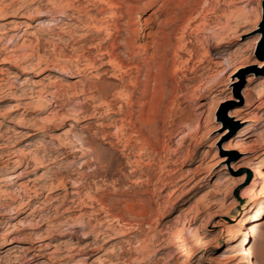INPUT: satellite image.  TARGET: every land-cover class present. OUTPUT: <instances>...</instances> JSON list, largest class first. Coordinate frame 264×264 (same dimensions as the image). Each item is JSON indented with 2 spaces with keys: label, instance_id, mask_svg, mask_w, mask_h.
Instances as JSON below:
<instances>
[{
  "label": "rangeland",
  "instance_id": "374dc122",
  "mask_svg": "<svg viewBox=\"0 0 264 264\" xmlns=\"http://www.w3.org/2000/svg\"><path fill=\"white\" fill-rule=\"evenodd\" d=\"M114 2L100 15L93 0H0V32L9 31L0 33V40L5 38L0 60L7 38L26 29L28 43L35 46L25 52L33 59L39 52L59 69L78 55L82 67L87 56L100 64L92 73L72 77L53 65L25 74L14 65L0 67V78L15 75L0 89V238L13 230L7 242L0 239V264H182L184 256L171 241L182 224L191 227L189 234L199 230L203 244L186 264H264V100L259 99L264 65H257L264 62V0H170L162 11L156 9L164 0ZM127 2L139 6L128 21L139 23L130 35L136 45L148 44L167 21L160 31L163 94L155 126L140 130L138 124L125 133L117 128L127 123L119 121L126 113L118 111L135 90L134 72L111 76L107 62L113 38L121 42L125 36V9L118 5ZM34 8L42 17L31 22ZM64 11L77 18L52 31L48 20ZM98 14L118 23L112 37L107 29L86 27ZM139 14L143 20L152 17L148 27ZM79 19L84 24L75 27ZM9 20L25 24L12 30ZM145 27L151 37L136 39ZM20 51L17 62L24 59ZM235 70L240 83L224 85ZM144 73L146 68L141 77ZM52 80L64 90L42 98L33 93ZM99 91L107 94L110 107L90 99ZM120 91L121 99H114ZM223 99L227 107L221 109ZM236 107L249 113L235 120L229 112ZM133 109H140L138 102ZM94 158L99 161L85 165ZM248 166L257 170L258 183ZM75 189L82 193L73 201ZM260 203L263 214L253 220ZM238 221L253 230L239 236L244 226ZM244 237L246 244L238 245ZM12 238L21 243L11 255L17 243Z\"/></svg>",
  "mask_w": 264,
  "mask_h": 264
},
{
  "label": "bare ground",
  "instance_id": "6f19581e",
  "mask_svg": "<svg viewBox=\"0 0 264 264\" xmlns=\"http://www.w3.org/2000/svg\"><path fill=\"white\" fill-rule=\"evenodd\" d=\"M61 1V0H60ZM126 1V0H125ZM154 3L156 2V0H152ZM98 3L100 6L99 9V14L102 13V11L110 6V4L115 3L117 4V2H114V0H93V4L94 3ZM170 2V0H164V2L162 3V5H160L159 8L156 9V11H162L164 9H168L167 5ZM71 3V2H70ZM95 3V4H96ZM84 4V3H83ZM82 4V7H83ZM87 4V3H86ZM85 4V5H86ZM89 4V3H88ZM119 4V2H118ZM73 5V4H72ZM84 5V8H85ZM150 4H145V6H149ZM87 6V5H86ZM90 6V5H89ZM95 6V5H94ZM102 6V7H101ZM120 6V8L125 9L124 14L122 15V18L126 19V33H123L124 37L122 39L121 42H116V38H113V42H111V51H108L109 53V60H108V65L111 67L112 69V73L111 76H114L115 74H117V72H129L131 74L132 71V77L134 78V80H131V86L135 87V90L133 89V91L131 92V94H125L127 96V98L123 97V99L125 100L124 104L120 105V109H119V113L124 114L126 113V115L124 116V118H119V121H127L126 124L123 123L122 126L118 127L117 130L120 132L121 130H123L122 132L127 133L129 130L134 129L136 127V125L140 124L141 128L140 130H146L147 128H153L155 126V116L157 115V111L159 109V100L162 98V94H163V84H162V69L164 67V61L163 59H161L162 54L161 52H163V42L160 41V31H162V28L164 27V25L166 24L165 21L161 22L158 26L159 31L158 33H155L154 38H152V40L150 42H146L145 45L140 46V45H136L135 41L130 39V35L132 32L136 31L138 28V24H136V22H131L129 23V19L130 17L133 15V13L136 12V10L139 8V6L132 4L131 2H127L124 4H120L118 5ZM76 7V6H75ZM115 7V6H114ZM111 8V7H110ZM116 8V7H115ZM118 8V7H117ZM36 8H34V13H30V15L28 16V19L31 22H35L37 19H39L40 17H42L41 14H39L38 10H35ZM73 9V8H72ZM80 9V8H79ZM107 9V8H106ZM105 9V10H106ZM18 10V9H17ZM64 9H62L63 12ZM4 9L0 6V13L3 12ZM78 11V10H76ZM122 11V10H121ZM88 13V12H87ZM98 15H96L94 18L92 17L91 20L87 23H85L86 27H88V29H95L96 31H101V30H105L108 32V36L112 37L114 35L115 32L118 31V23L113 20V19H109L105 22L103 17H100ZM116 14V13H115ZM143 14V13H142ZM92 15V14H90ZM101 15V14H100ZM117 15V14H116ZM121 16V15H118ZM138 16V15H137ZM17 18H22L23 17V12L22 11H18ZM111 17V16H110ZM114 17V16H113ZM117 17V16H116ZM140 19L143 20V17H141V15L139 14L138 16ZM76 19L77 17L73 14V13H68L64 11V14H61L60 17L55 18V19H50L48 20V25L50 27V29L53 31L55 28L61 26L64 23H68L69 21H71L72 19ZM80 18V17H79ZM121 18V17H120ZM139 19V20H140ZM86 20V19H85ZM141 20V21H142ZM152 20V17L150 18H146L144 19V23L147 26ZM140 21V22H141ZM78 24H75V27H79L81 24H84L83 20L79 19L76 21ZM86 22V21H85ZM22 24H25L24 22H21L20 20H9L7 22V25H11V29L12 30H18L20 29V26ZM106 23V24H105ZM141 24V23H140ZM143 24V23H142ZM6 25V26H7ZM144 25V24H143ZM5 26V25H2ZM123 26V25H122ZM140 26V25H139ZM125 27V26H124ZM148 27V26H147ZM147 27L142 28L141 33L137 36L136 39H145L147 37H151L150 31L149 33H147ZM121 28V27H120ZM10 29V28H9ZM231 30V29H230ZM26 29L24 30V32H21L20 34H17L15 36H11L7 38V42H6V47L3 48V50L5 51V55L3 56L2 60H0V67L4 66H11L14 65L17 68H21V73L25 74V73H40L44 70L49 69L50 65H53L54 68L59 69V65L46 61L43 56L41 55V53H37L36 57L33 59V55L32 54H28L27 52H25V50L27 48H29L31 45L28 43V39H27V33H26ZM230 32V31H229ZM4 35H7V33H9V31H2L0 32ZM34 34V33H33ZM242 34V33H241ZM214 35V34H213ZM240 35V34H239ZM109 37V38H110ZM230 37V36H229ZM118 38V37H117ZM224 38H227L224 37ZM4 40L5 38H1V40ZM38 39V38H37ZM0 40V41H1ZM40 40V39H39ZM39 40L37 42H39ZM118 40V39H117ZM35 43V42H32ZM220 43V42H219ZM222 43V42H221ZM219 45V44H218ZM4 46V45H3ZM33 46V45H32ZM35 46V45H34ZM33 46V47H34ZM153 48L154 50L151 53L147 52V49L149 48ZM120 48H122V50H120ZM2 49V48H1ZM33 49V48H32ZM24 51L23 52V56L24 59L20 62L16 61V57L19 56V54H17L18 51ZM150 50V49H149ZM76 51V50H75ZM21 52V51H20ZM83 52V51H82ZM89 52V51H88ZM106 53V52H105ZM107 53V54H108ZM21 54V53H20ZM59 54V53H58ZM61 54V53H60ZM81 54V52L79 53ZM88 54V53H87ZM106 54V55H107ZM127 54L129 57L128 60H125L122 58V55ZM64 55V54H63ZM89 55V54H88ZM91 55V54H90ZM100 55V54H99ZM22 56V57H23ZM65 56V55H64ZM83 56V55H82ZM81 55H78L77 58H74L72 60L71 64H65L64 68H60L58 71H61L65 76L67 77H72L74 72H77V74H80L87 71V72H94L97 69H100L98 67V65H100L98 63V61H94L91 59V57L87 56L86 58V63L85 66L82 67L81 64H84V61L81 60ZM85 56V55H84ZM98 56V55H97ZM96 57V56H95ZM98 58V57H97ZM101 58V57H100ZM137 59H139V62H136ZM161 59V60H160ZM103 60V59H102ZM14 61L15 64L13 63ZM83 61V63H82ZM200 61V60H197ZM141 62V63H140ZM242 62V61H241ZM257 65H264V62L261 63H257ZM125 67H127V69H125ZM146 68V73L143 74L142 77H144L143 79H141V75H142V71L143 69ZM124 69V70H123ZM145 71V70H144ZM222 71V70H221ZM235 74L232 77V79L227 80V82L224 83V85L230 84V85H238L240 83V73L237 72V70L234 71ZM123 73V72H122ZM205 73V72H204ZM208 74V73H207ZM122 75V74H119ZM118 75V76H119ZM15 75L14 73H10L8 74V76L6 78H0V89L2 87L5 86H9L11 85L10 79L13 78ZM203 76V75H202ZM208 77V76H206ZM119 78V77H116ZM121 78V77H120ZM132 78V79H133ZM153 81V86H151V82ZM247 81H252V77L249 76L247 78ZM224 82V81H223ZM221 83V82H219ZM41 84V83H40ZM93 84V83H92ZM49 85V84H48ZM75 85V84H74ZM101 85V84H100ZM209 86V85H208ZM140 88V91H137V88ZM207 87V86H206ZM209 86V91H213V87ZM75 90L78 91L77 86H74ZM204 89V88H203ZM207 89V88H206ZM64 90V89H63ZM61 86L58 84L57 81L52 80L50 82L49 86H41L40 88L34 90V94H37L36 96L38 98H42L44 96V94L49 93V94H58L59 92L63 91ZM99 90V89H96ZM197 90V89H196ZM194 90V91H196ZM82 91H85V89H82ZM106 91V90H103ZM94 92V91H93ZM97 92V91H96ZM116 92V91H114ZM104 92L99 91L98 93L94 94L90 99H94L95 102L96 101H101V103L105 104L106 106L111 105V101L109 100L108 96H105L107 94H103ZM107 93V92H106ZM123 92H117L114 95V99H121ZM93 94V93H92ZM77 95V94H76ZM109 95V94H108ZM112 95V94H111ZM124 95V94H123ZM91 96V94H90ZM113 96V95H112ZM47 97V96H46ZM113 98V97H112ZM243 98L246 101V105L248 106L250 99H251V88L249 86L245 87L244 89V93H243ZM111 99V98H110ZM260 100H264V89L261 91ZM50 100V99H49ZM3 101V99L0 97V102ZM226 100H222L219 102V105H222L221 109H224L227 107V104H224ZM138 102L140 109L138 111H135L133 109L134 103ZM137 104V103H136ZM57 105V104H56ZM59 106V104H58ZM94 106V105H93ZM101 106V105H100ZM99 106V107H100ZM114 106V105H113ZM75 107V106H74ZM105 107V106H104ZM102 108V107H101ZM111 109V108H110ZM76 111V110H75ZM101 111V110H100ZM1 113V112H0ZM249 112L247 111V108H243V107H236L234 109H231V111L229 112L230 116L233 117L235 120H240L242 119L244 116H246V114H248ZM50 114L53 115L54 111L51 110ZM83 114V113H82ZM81 114V115H82ZM123 116V115H122ZM135 117V121H133V118ZM48 119H50V117H48ZM120 121V122H121ZM114 122V121H113ZM119 122V123H120ZM118 126V125H117ZM193 128V126H192ZM191 128V129H192ZM136 129V128H135ZM190 129V130H191ZM116 130V131H117ZM139 130V131H140ZM194 130V129H193ZM114 131V132H116ZM138 131V130H137ZM138 131V132H139ZM113 133V132H112ZM124 133V134H125ZM116 135L119 133L116 132ZM110 135V134H108ZM121 135V134H120ZM123 135V134H122ZM134 135V134H133ZM140 137L142 136V133L139 134ZM77 137V136H76ZM115 137V136H114ZM118 137V136H117ZM145 137V136H144ZM78 138V137H77ZM138 138V137H137ZM146 138V137H145ZM143 138V139H145ZM76 138H74L75 140ZM123 139V138H122ZM126 139V137H125ZM120 140V139H119ZM139 140V139H138ZM138 140H136V142H138ZM142 140V139H140ZM122 141V140H120ZM130 138L126 139V143H130ZM119 142V141H118ZM123 142V141H122ZM144 142V140H143ZM148 142V141H147ZM142 143V142H141ZM143 144V143H142ZM145 144H143L144 146ZM147 146V145H146ZM126 147V146H125ZM144 148V147H143ZM146 148V147H145ZM144 148V149H145ZM229 148V147H228ZM243 148V147H242ZM86 150V149H85ZM92 151V150H91ZM144 155V154H143ZM140 156V155H138ZM148 156V154L146 155V157ZM152 157V156H151ZM2 158V157H1ZM138 159V158H137ZM33 160V159H31ZM37 160V159H36ZM55 160V159H54ZM38 161V160H37ZM99 160L98 159H90V160H85V165H89L92 163H97ZM140 161V160H139ZM128 162V161H127ZM149 162V161H148ZM40 163V161H39ZM136 163V162H135ZM139 163V162H138ZM146 163V162H145ZM128 164V163H127ZM130 165V163H129ZM250 172L252 173V175L254 176L253 181L254 183H258L257 178H259L258 172L255 168L248 166ZM134 169V168H133ZM34 170V169H33ZM92 170V169H91ZM62 180V179H61ZM60 180V181H61ZM63 182V181H62ZM116 182V181H115ZM108 185V184H107ZM53 186V185H52ZM74 186V185H73ZM62 187V185H61ZM56 188H58V186H56ZM51 189V188H50ZM82 191L80 189H75L73 191V194L76 195V198H73V201H76L78 198H80ZM98 193V192H97ZM264 198V193L262 194V196ZM94 202V201H93ZM78 203V202H77ZM79 204V203H78ZM263 204L260 203L259 207L256 208V210H254V214L252 215V219L255 220L258 217L262 216L263 214ZM84 206V205H83ZM251 209H254L251 208ZM79 210V209H78ZM164 214V213H163ZM251 219V220H252ZM252 220V221H253ZM238 224L243 225L244 227L242 228V230H240L238 232L239 236H246L247 234H249L252 230L253 227L250 224H246L243 223L242 221H238ZM113 227V226H112ZM114 228V227H113ZM191 230V227H188L186 224H182L180 225L177 230H175V232L172 235L171 241L173 243L174 246H176V248H178L180 250V253L182 256H184L183 258V262L182 264H186L191 262L194 259V255L195 252L200 251L203 248V244L202 241L200 240V232L199 230H194L189 234V231ZM47 233V232H46ZM101 233V232H100ZM118 233V232H116ZM13 234V230L9 231V232H5L4 234H2L1 236V240L2 242H7L9 240V237ZM41 234V233H40ZM39 235V234H38ZM105 235V234H104ZM109 235V234H108ZM230 237L231 236H235V234H229ZM13 239V238H12ZM15 243L12 247H11V251L9 252L11 255L15 252V250H13L15 247L19 246V243H21V240H19L18 238H14L13 239ZM238 245H244L246 244V238L244 237L239 243H237ZM41 244L38 243L36 245L40 246ZM85 248V247H84ZM82 248V249H84ZM94 249V248H92ZM248 255L250 257H253L254 252L253 250H249ZM1 259V256H0ZM2 261V260H1ZM100 263V262H99ZM81 264H85L84 262H81Z\"/></svg>",
  "mask_w": 264,
  "mask_h": 264
}]
</instances>
